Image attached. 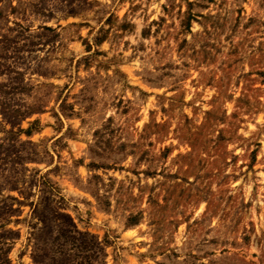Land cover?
I'll return each mask as SVG.
<instances>
[{"label":"rangeland","instance_id":"obj_1","mask_svg":"<svg viewBox=\"0 0 264 264\" xmlns=\"http://www.w3.org/2000/svg\"><path fill=\"white\" fill-rule=\"evenodd\" d=\"M0 264H264V0H0Z\"/></svg>","mask_w":264,"mask_h":264}]
</instances>
